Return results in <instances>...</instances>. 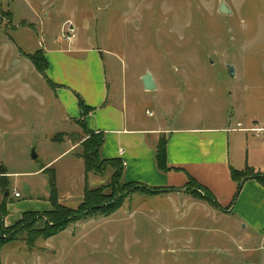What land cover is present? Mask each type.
<instances>
[{
  "label": "rangeland",
  "instance_id": "1",
  "mask_svg": "<svg viewBox=\"0 0 264 264\" xmlns=\"http://www.w3.org/2000/svg\"><path fill=\"white\" fill-rule=\"evenodd\" d=\"M221 1L232 14L219 12ZM66 23L75 26L73 44L62 38ZM57 42L65 50H104L110 87L111 76L114 83L125 82L151 121L160 117L162 102H173L164 120L168 127L211 124L232 109L245 120L264 122V0H0V165L13 177L11 217L30 197L44 201L48 175L41 169L68 143L53 138L75 128L32 61ZM146 72L158 82L157 91L142 88L138 78ZM76 131L69 135L79 136V143L67 139L79 144L74 155L81 158L87 134ZM72 160L49 169L60 194L70 168L80 173ZM108 170L89 172V188L113 194ZM14 188L22 197L13 196ZM127 193L112 215L72 223L48 240L29 242L27 232L46 227L44 214L52 210L36 212L40 222L14 235L18 223L5 226L10 231L1 234L13 240L0 243V264H244L234 246L235 221L206 217L190 204L178 208L159 194ZM3 194L0 187V200Z\"/></svg>",
  "mask_w": 264,
  "mask_h": 264
},
{
  "label": "crops",
  "instance_id": "2",
  "mask_svg": "<svg viewBox=\"0 0 264 264\" xmlns=\"http://www.w3.org/2000/svg\"><path fill=\"white\" fill-rule=\"evenodd\" d=\"M44 53L48 62L46 75L54 84L55 99L66 114V121L75 123V128L65 134L77 132L81 122L89 131L103 133L105 141L100 156L102 159L121 160L125 182L164 189L159 196H164L178 208L190 204L206 217L224 216L235 221L237 226L232 233L237 244H233L242 253V262L264 264V185L250 178L244 180L239 188L240 183L232 176L234 171H250L264 176L263 136L251 131L264 128V122H260L259 118L245 120L232 109L231 114L227 111L224 118L219 121L213 119L211 124L196 122L168 127L164 120L171 117L173 102L167 105L161 103V115L157 120L147 119L148 111L144 116L139 103L129 96L125 82L114 83L111 76L110 87L103 59L104 50H65L57 42L54 48H45ZM82 53L85 56H79ZM143 76L138 78L141 86ZM155 82L158 90L156 79ZM78 97L93 109L84 117ZM162 138L166 139L167 144V172L158 168L156 159L157 146ZM65 141L68 142L66 149L41 171L45 173V170L54 168L64 158L73 156L72 161L77 162L80 173L76 174L70 168L66 176L67 187H62L63 192L60 194L61 184L57 182V189L60 203L70 209H77L84 200L85 165L82 158L74 155L79 144H73L68 139ZM7 176L13 187V177L9 171ZM192 180L207 189L222 210L216 209L207 200L191 196L188 191H191L189 185ZM46 182L49 192H45L44 201L30 197L31 201L18 206L17 214L12 217L10 210L14 199L10 189L8 215L4 220L6 227L17 224L24 213L52 210L49 177ZM13 191L18 192L16 188ZM4 199L3 196L0 203Z\"/></svg>",
  "mask_w": 264,
  "mask_h": 264
},
{
  "label": "trees",
  "instance_id": "3",
  "mask_svg": "<svg viewBox=\"0 0 264 264\" xmlns=\"http://www.w3.org/2000/svg\"><path fill=\"white\" fill-rule=\"evenodd\" d=\"M35 66L40 70L41 74L47 79L48 83L54 86L51 81L47 78V69H48V62L46 60L45 54L42 50L37 51V55L34 56L32 60ZM42 66V68H41ZM79 99V107L82 112V116H86L89 114L93 109L87 107L82 100V98L78 97ZM81 122V121H80ZM82 129L86 132L87 137L81 145L83 146V153L81 158L84 161L85 165V189H84V200L82 204L77 209H70L66 206H63L59 201L58 196V189H57V179L54 171H49L48 169L44 172L49 177V185H50V198L49 201L52 205V211L49 213L47 212L44 214L48 218L49 224L45 225L46 227L39 229V230H29L27 232V240L29 242L34 241L36 239L42 238L44 240H48L62 231L66 230L69 225L72 223L79 222L83 219L94 217L96 215H103V216H110L116 211H118L123 203V200L128 196V193L131 192H140L142 194L148 195H157L162 192L164 189H153L146 185L139 184V183H128L125 182L123 177V163L119 159H102L100 156V149L104 144L105 136L103 133L95 134L88 130L87 126L84 123H80ZM71 136L69 134H58L53 138L54 141L63 142L67 138ZM76 143H79L80 137L77 136L74 138ZM166 139L162 138L157 146L156 152V159L158 168L162 172H167V149H166ZM109 169V170H108ZM112 173V180L114 183L113 194H109L105 192V189L100 187L96 189H91L88 186V173L95 172L103 174L105 172ZM8 170L4 165H0V187L3 190L4 195V202L0 204V243H6L9 240H13L11 235H6L5 237L1 235L2 232L8 230L5 227L4 220L8 215L7 203L10 197V194L6 196V192L10 191L9 187V180H8ZM234 180L238 181L239 188L242 187V183L246 179H256L262 185H264V176L256 175L253 172L247 171L238 172L234 171L232 173ZM189 185V190H195L192 193L193 197L196 199H203L207 200L212 206H214L218 210H222L218 202L215 198L207 191V189L202 188L193 180ZM194 185V186H193ZM128 188V189H126ZM125 189V191H123ZM117 190V191H116ZM203 190L206 194L201 196L196 193V191ZM42 216V215H41ZM39 214L36 212H27L23 214L22 219L18 222L16 228L11 231L12 234L14 231H25V228L30 227L31 225L38 224L40 222ZM39 217V218H38ZM19 234V233H18ZM14 235V233L12 234Z\"/></svg>",
  "mask_w": 264,
  "mask_h": 264
},
{
  "label": "water",
  "instance_id": "4",
  "mask_svg": "<svg viewBox=\"0 0 264 264\" xmlns=\"http://www.w3.org/2000/svg\"><path fill=\"white\" fill-rule=\"evenodd\" d=\"M219 12L224 14V15H230L232 14V11L228 4L225 1H221L220 7H219ZM228 71L231 76L235 75L234 72V67L233 66H228ZM142 83L146 91H155L157 90V85L154 79V76L151 72H146L145 75L142 77ZM32 158L35 160L38 158L36 155L35 151L32 153ZM10 194V191L6 192V196ZM2 235V234H1Z\"/></svg>",
  "mask_w": 264,
  "mask_h": 264
},
{
  "label": "built area",
  "instance_id": "5",
  "mask_svg": "<svg viewBox=\"0 0 264 264\" xmlns=\"http://www.w3.org/2000/svg\"><path fill=\"white\" fill-rule=\"evenodd\" d=\"M75 37V26L73 25V23H66L62 30V38L67 42L71 43ZM251 131L257 133L258 135H262L264 140V128H254ZM14 195L16 198H19L21 196L19 192H15Z\"/></svg>",
  "mask_w": 264,
  "mask_h": 264
}]
</instances>
